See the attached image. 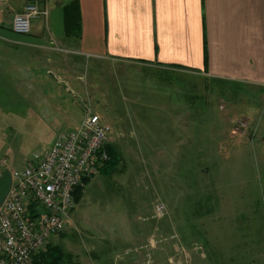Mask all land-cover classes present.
I'll return each instance as SVG.
<instances>
[{
    "label": "rangeland",
    "instance_id": "1",
    "mask_svg": "<svg viewBox=\"0 0 264 264\" xmlns=\"http://www.w3.org/2000/svg\"><path fill=\"white\" fill-rule=\"evenodd\" d=\"M42 20L0 36V162L23 167L89 112L122 156L54 238L61 264H264V104L241 115L246 88L204 73L26 42Z\"/></svg>",
    "mask_w": 264,
    "mask_h": 264
},
{
    "label": "crops",
    "instance_id": "2",
    "mask_svg": "<svg viewBox=\"0 0 264 264\" xmlns=\"http://www.w3.org/2000/svg\"><path fill=\"white\" fill-rule=\"evenodd\" d=\"M26 1L0 0V36ZM72 1L40 0L44 20L36 22L26 42L204 73L226 88H246L228 101L241 115L264 104V0H77L80 38L65 35L63 8ZM12 170L5 167L0 176V206Z\"/></svg>",
    "mask_w": 264,
    "mask_h": 264
},
{
    "label": "built area",
    "instance_id": "3",
    "mask_svg": "<svg viewBox=\"0 0 264 264\" xmlns=\"http://www.w3.org/2000/svg\"><path fill=\"white\" fill-rule=\"evenodd\" d=\"M45 13L40 0H27L12 30L31 33L32 18ZM110 144V126L89 112L75 129L60 132L43 153L11 171L12 184L0 206V264H33L34 256L70 226L76 191L99 173ZM8 166L0 162V176Z\"/></svg>",
    "mask_w": 264,
    "mask_h": 264
},
{
    "label": "trees",
    "instance_id": "4",
    "mask_svg": "<svg viewBox=\"0 0 264 264\" xmlns=\"http://www.w3.org/2000/svg\"><path fill=\"white\" fill-rule=\"evenodd\" d=\"M64 12V30L67 37L80 38L82 35V16L80 4L74 0L66 4L63 8ZM207 62V55L205 56ZM109 159L100 168L99 174L112 175L118 170V166L122 161L120 151L114 144L108 146ZM91 178H85L84 184L78 187L75 200H80V196L85 187L90 183ZM64 258V250L58 245L50 243L47 248L34 256L33 264H61Z\"/></svg>",
    "mask_w": 264,
    "mask_h": 264
}]
</instances>
